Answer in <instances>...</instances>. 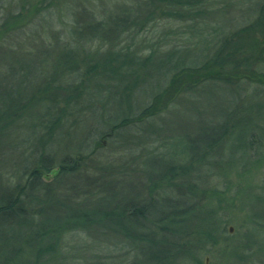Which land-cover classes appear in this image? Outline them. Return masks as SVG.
<instances>
[{"label":"rangeland","instance_id":"374dc122","mask_svg":"<svg viewBox=\"0 0 264 264\" xmlns=\"http://www.w3.org/2000/svg\"><path fill=\"white\" fill-rule=\"evenodd\" d=\"M145 2L0 0V102L9 103L13 109L17 104L25 108L13 114L16 119L13 117L12 123L6 124L10 122V111H4L0 119V196L17 184L24 185L25 171L41 155L52 160L53 167L66 156L86 157L83 173L87 172L83 178L76 173L66 181L63 177L54 180L53 176L40 179L39 190L34 192L37 200L55 201L40 207L35 202L27 206L24 225L35 229L49 224L47 221L64 222L63 204L83 211L93 209L99 201L96 195L110 197L107 206L112 209L122 202L143 203L149 199V188L157 186L151 194L154 198L174 201V189L168 187L167 181H160L162 172L172 166L186 169L179 179L186 180L187 186L191 183L201 192L214 190L222 194L226 208L232 202L236 205L237 211L222 226V233L239 243L247 231L243 222V215L249 210L246 195L252 190L257 196L263 194L264 145L254 161L249 154L232 151V155L218 157L216 144L211 149L213 157L209 158L207 144L219 138V133L210 128H216L233 114H245V119H255L264 127V87L244 73L245 66L250 64L251 68L259 53L262 35L252 30L239 31L254 21L253 8L247 0H214L192 22L162 21L156 17L139 26L135 17ZM123 13L130 15L132 22L125 33L105 39L95 37L77 47L74 31ZM235 32L240 55L219 69L215 66L214 38ZM67 53L72 56H65ZM106 57H118V65L125 62L127 67L119 69L120 82L104 81L89 71ZM132 70L137 75L129 72ZM87 74L91 88L88 96L81 106L63 116L52 137L46 140L47 126L62 101L73 102L77 98V94L64 92L78 85ZM195 76H200L201 82L193 87L191 79ZM44 88L47 95L42 96ZM131 88L137 89L129 93ZM146 110L151 116L144 113ZM125 112L132 119L139 115L142 119L124 124L109 138L89 133L100 117L114 119ZM232 132L237 134L236 129ZM237 154L244 158L239 159ZM92 183L103 188L95 193ZM72 184L77 186L70 192ZM243 184L245 196H235L237 186L242 189ZM46 188L49 191L43 192ZM81 193L85 194L83 198ZM41 207L43 212L39 213L37 209ZM22 217L13 216V220ZM66 228L60 243L53 245L48 264H154L152 258L139 257L140 261L136 257L131 240L80 227ZM141 249L154 255L150 245H141ZM27 250L19 253L25 261L32 258L26 255ZM221 250H211L213 257L196 256L195 261L226 264Z\"/></svg>","mask_w":264,"mask_h":264},{"label":"trees","instance_id":"16d2710c","mask_svg":"<svg viewBox=\"0 0 264 264\" xmlns=\"http://www.w3.org/2000/svg\"><path fill=\"white\" fill-rule=\"evenodd\" d=\"M213 1L146 0L140 10L141 12L135 18L139 20V26H145L146 23L153 22L156 17L158 18L157 20L162 21L184 22L189 20L192 22L195 17L202 15L205 10L210 8V4ZM247 1L253 8L252 17H254V21L242 27L239 31H257L262 35V40L257 57L252 62L251 68L250 64L245 66L244 73L255 77L254 79L258 80L255 84L264 87V29L262 26L264 25V0ZM129 18H131L130 15L123 13L121 16L109 18L105 22L89 24L80 30L74 31V40H76L77 47L83 46L86 40H91L95 37L105 39L104 37L116 36L120 32L125 33L128 24L132 23ZM236 34V32L226 33L219 38H214L216 42L212 47L213 50L216 49L215 57L217 56L215 66L219 69H222L223 66L240 55ZM65 56H72V54L67 53ZM118 59V57L103 58L102 63L92 66L89 71L94 72L104 81L120 82L118 80L120 78L119 69L127 66L125 62L122 64L123 66L121 64L118 65L116 63ZM114 64L117 66H113ZM97 67H102L100 72H95ZM129 72L137 75L133 70ZM124 76L121 77V80H123ZM87 78L88 82L86 83ZM200 80V76L193 77L191 79L192 86L198 85L201 82ZM89 81L90 78L87 74L78 85L64 92L66 95L73 93L72 95L74 96L77 94V98L73 102L70 99L62 101V106L60 108H58L59 106L56 107L58 108V113L47 126L46 140L52 137L53 129L60 125L63 116L75 110L74 107L81 106L83 99L88 96L89 89L91 90ZM84 84H87V87ZM136 89L131 88L129 93L136 91ZM124 93H126L125 89ZM45 94L47 95V88H44L40 93L42 96H45ZM56 104L58 103L55 102L54 106ZM15 107L13 109L9 103L0 102V119L4 111L5 114L9 111L11 112L10 122L6 124L15 121L13 119V117L16 119L13 115L14 113H19L21 109L25 110L24 105L21 104H17ZM127 112L114 119L105 116L100 117L98 124L89 133H91V136L109 138L115 135L117 130L124 124L139 122L138 119H142L140 115L132 119L127 116L130 114ZM144 113L147 116H151V113H148L147 110ZM244 117L245 114H233L228 116L216 128L209 127L210 131L219 133V138L215 143L207 144V150H209L207 157H213L210 155L212 153L211 149L216 144V148H219L218 157L239 152V154L251 155L250 157L255 161L258 151L263 149L264 127L257 120H252V118L245 119ZM234 129L237 131L236 135H233L232 131ZM243 158L244 156L239 155V159ZM35 160L37 161L33 162V165L25 171L26 180L24 185L17 184L14 188L7 189V193L0 196V264H48L52 258L53 245L60 243L62 233L67 230L66 227L68 226L80 227L83 230H93L94 233L104 236L113 234L114 236H121L128 241L131 240L134 243L132 245L135 247L136 257L152 258L151 260L154 261L152 262L154 264H178V261L184 264H201L195 261V257H213L211 250L216 251V249H222L220 255L224 258L226 264H257V261H262V264H264V184L263 188L261 186V191L263 192L261 196H257L258 194L253 192V190L246 195L248 196L246 205H248L249 210L244 213L243 222L247 226V231L243 240L239 243L235 242V238L232 239L230 236H225L226 233H222V226L225 223L228 224V219L235 215V211H237L236 205L232 202L231 206L226 208L223 206L222 194L214 190L201 192V189L195 188L196 185L191 183L187 186L186 180L179 179L181 174L184 175L186 173V169L179 168L176 170L172 166L162 172L164 175H161L160 181H167L168 187L174 189L176 194L174 201L154 198L151 194L154 189H157V186L149 188V199L143 203L122 202L123 205L118 203L117 205L120 207L116 205L117 207L112 209H108L109 207L107 206L110 197L96 195V200L99 201H97L93 209L83 211L63 204L61 206L65 211L64 222L52 223L47 221L49 223L47 225L40 223L41 226L35 229H32V227L27 229L24 225L27 206L34 205L35 202L36 206L40 207L55 201L49 199L39 202L35 197L34 192L39 190L37 186L42 177L49 178L53 176L54 180L63 177L66 181L76 173H79L80 177L83 178L82 175L87 172L83 173L85 171L86 157L81 155L77 157L66 156L56 167H53L52 160L43 155ZM86 182L84 181V183ZM72 185L70 186V192L73 188L75 190L77 186V184ZM90 185L95 186V190H93L95 193L100 188H103L97 183ZM245 185L241 186L242 189L239 185L237 186L239 190L235 196H245ZM48 188L42 191H49ZM79 196L83 198L85 194L81 193ZM37 211L39 213L43 212L42 207L37 209ZM155 214H157L156 217ZM13 216L17 218L18 216L23 217L14 222ZM112 218L115 220H112ZM219 222H221L220 230ZM112 227L118 229H110ZM141 245L152 246L154 255L152 256L142 251ZM209 247H211V253L208 251ZM254 247H256V250H253ZM24 249H28L26 255L32 256L31 259L27 260L30 263L25 261V258H22L23 255L19 254ZM41 257L48 258L46 261H41ZM190 258H193V260ZM141 264H144V262Z\"/></svg>","mask_w":264,"mask_h":264},{"label":"water","instance_id":"95a60500","mask_svg":"<svg viewBox=\"0 0 264 264\" xmlns=\"http://www.w3.org/2000/svg\"><path fill=\"white\" fill-rule=\"evenodd\" d=\"M230 232L232 231V229L230 228V230H229ZM206 262H207V260H206Z\"/></svg>","mask_w":264,"mask_h":264}]
</instances>
